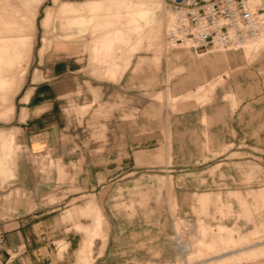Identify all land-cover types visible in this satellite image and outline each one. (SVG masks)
<instances>
[{
  "label": "rangeland",
  "instance_id": "obj_1",
  "mask_svg": "<svg viewBox=\"0 0 264 264\" xmlns=\"http://www.w3.org/2000/svg\"><path fill=\"white\" fill-rule=\"evenodd\" d=\"M172 12L166 0H0L4 238L17 220H55L54 263L75 264L92 224L80 211L93 200L103 214L93 264H264V34L224 52L171 43ZM111 23L125 40L103 52ZM52 52L83 68L62 102L70 166L51 151L31 154L17 123L23 92L45 80ZM115 59V74L99 64ZM66 235L76 237L71 248ZM22 252L0 261L31 264Z\"/></svg>",
  "mask_w": 264,
  "mask_h": 264
},
{
  "label": "crops",
  "instance_id": "obj_2",
  "mask_svg": "<svg viewBox=\"0 0 264 264\" xmlns=\"http://www.w3.org/2000/svg\"><path fill=\"white\" fill-rule=\"evenodd\" d=\"M154 20L155 17H153L150 24H154ZM105 30L107 36H105L104 39L102 38L100 43L103 52H109L114 49V46L118 42H123L125 38L121 37L114 39L112 33L118 32L121 29L113 28L112 23L108 25ZM245 52L248 53L247 51ZM50 56L51 58L57 56V59L54 60L50 66H47L45 71H42L44 72L43 75L45 80L34 85L32 82L31 86L23 92L21 99L26 97V101H20L21 107L17 114V123L23 132V140L31 154H46L51 151L53 158L57 160L61 159L65 164L70 166L71 163L75 162V156L72 155L71 159L69 158L71 155L69 151L71 147L68 143H70V141L73 142L74 138L69 134L68 120L64 118L62 113V102L65 104V102L68 101L66 100V96L71 95L70 92L81 82L78 73L83 70V68L77 57L61 56V54L56 55L54 52H52ZM222 57L221 54L215 55L217 59ZM99 64H105L108 73L115 74L119 70L116 59L112 62L107 60L100 61ZM185 78L190 79L192 77L185 76ZM21 114H25V119L23 121L19 120ZM14 146L15 140L13 149ZM5 169L6 166L0 170ZM100 175H102V173H100ZM80 187L85 188V186ZM263 196L264 190L258 192L256 195L257 199ZM210 202L209 195H201L199 197V203L203 208H206ZM80 212L91 218L92 224L85 228L86 236L75 251V264H93V247L95 240L101 236L100 229L103 221V214L93 200L89 201ZM76 215L77 211L71 213L70 216L72 218ZM54 223L55 220L51 222L50 219L38 218L37 220L32 219L31 221L17 220V222H13V224L19 226H10L8 229L7 225H4L2 228H4L7 233L5 234V238L1 234L3 236V243L2 245L0 244V254L9 256L10 251L19 248L23 250L22 256L25 263L29 261L31 264H40L47 258L50 264H60L61 261L54 263L55 254L54 252L50 254L49 251L51 245H53L56 238H58L56 235L61 233L60 229L54 227ZM2 228L1 231H3ZM202 228L206 230L205 227L202 226ZM219 230L222 232L219 236L224 233L229 234V230L225 227H220ZM13 238L15 241H12ZM65 238L66 242L69 244V248H71L76 237L66 235ZM221 240H223L222 236ZM200 243H202L203 246L211 245L204 241ZM214 245L215 240L212 243V246ZM61 246L62 249L60 253L64 251V245ZM0 264L3 263L0 261Z\"/></svg>",
  "mask_w": 264,
  "mask_h": 264
},
{
  "label": "built area",
  "instance_id": "obj_3",
  "mask_svg": "<svg viewBox=\"0 0 264 264\" xmlns=\"http://www.w3.org/2000/svg\"><path fill=\"white\" fill-rule=\"evenodd\" d=\"M180 21L170 31L175 43L190 39L199 48L217 43L233 48L248 38L259 35V13H264V0L253 8V0H166ZM3 236L0 234V244Z\"/></svg>",
  "mask_w": 264,
  "mask_h": 264
},
{
  "label": "bare ground",
  "instance_id": "obj_4",
  "mask_svg": "<svg viewBox=\"0 0 264 264\" xmlns=\"http://www.w3.org/2000/svg\"><path fill=\"white\" fill-rule=\"evenodd\" d=\"M252 4H253V8L254 9H258L259 6H260V3L258 0H253L252 1ZM140 18H142L143 20H146V19H150L151 18V14L150 13H145V12H141L139 14H137ZM259 21L257 22V26H260V28L263 29L262 33H260L259 35H256L254 37H251L250 39H247L243 44H242V47L244 49H246L250 44H257L260 42L261 40V36L264 34V13H259ZM138 17V18H139ZM180 21V16L177 15L176 13L172 12L171 13V19H170V22L168 24V27L166 28V31L167 32V35L169 36L170 34V31L173 30V28L176 26V24ZM168 36H167V39H168ZM121 37V36H120ZM170 38V36H169ZM171 43L175 41H173L171 38ZM167 42V41H166ZM191 40L190 39H184L182 43H190ZM170 43V42H169ZM173 43V44H174ZM178 45V44H177ZM215 48H217L218 50L220 51H223L224 52V45L222 43H217L216 42V45H215ZM12 71L11 70H8L6 72V74H11Z\"/></svg>",
  "mask_w": 264,
  "mask_h": 264
}]
</instances>
